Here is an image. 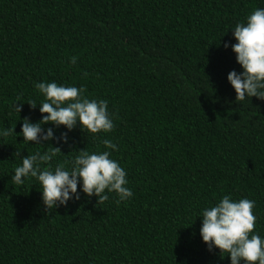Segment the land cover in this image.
<instances>
[{"label": "trees", "instance_id": "16d2710c", "mask_svg": "<svg viewBox=\"0 0 264 264\" xmlns=\"http://www.w3.org/2000/svg\"><path fill=\"white\" fill-rule=\"evenodd\" d=\"M256 7L264 0H0V131L40 120L27 102L43 99L41 80L105 99L114 123L95 134L77 124L67 143L0 135V264H230L208 250L197 216L223 194L255 201L264 236V100L235 102L227 80L242 70L229 28ZM52 146L53 169L73 149L108 150L132 196L81 192L47 211L35 178L10 176L16 150Z\"/></svg>", "mask_w": 264, "mask_h": 264}, {"label": "clouds", "instance_id": "9594fccd", "mask_svg": "<svg viewBox=\"0 0 264 264\" xmlns=\"http://www.w3.org/2000/svg\"><path fill=\"white\" fill-rule=\"evenodd\" d=\"M229 29L235 38L230 47L242 69L239 72L233 69L227 74V80L236 94L235 102L240 103L254 96L264 100V7H256L245 16L244 21L236 22ZM223 46L228 48L229 42H224ZM70 60L76 63V57ZM33 86L43 94V99L39 104L34 100L27 103L32 108L39 106L40 120L32 122L28 117H20V132H16L15 128H6L0 131V135L15 133L16 137L22 136L23 141L43 145V142L52 140L67 143V132L76 128L77 124L83 132L87 130L93 134L113 129L108 102L105 99H89L84 95L82 86L58 84L54 80H41ZM23 104L16 102L11 107L20 114ZM46 124L52 126L45 128ZM61 125L67 131L57 137L54 129ZM102 143L109 149H117V145L109 139H104ZM73 150L77 154L70 158L68 167L57 164L54 169L43 165L62 152L60 147L52 146L44 152L34 151L24 156L16 150L14 156L20 163L14 166L10 179L15 185H21L28 178H35L47 211L52 206L57 208L71 199H79L81 192L88 197L96 195L98 202L107 200L108 193L112 192L116 193L118 203L132 196L131 189L127 187L125 169L108 150L89 152L86 147ZM254 206L255 201L247 197L234 199L229 194H223L215 203L200 208L197 215L201 220L199 235L208 250L218 249L221 258L223 253H227L230 264H264V236L253 230L257 219Z\"/></svg>", "mask_w": 264, "mask_h": 264}]
</instances>
